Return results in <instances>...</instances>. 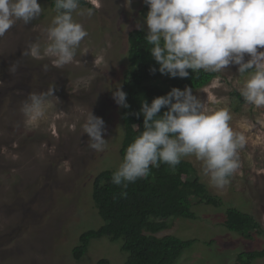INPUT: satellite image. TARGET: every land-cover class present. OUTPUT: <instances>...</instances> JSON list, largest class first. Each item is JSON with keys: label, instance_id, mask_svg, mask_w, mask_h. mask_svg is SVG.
<instances>
[{"label": "rangeland", "instance_id": "1", "mask_svg": "<svg viewBox=\"0 0 264 264\" xmlns=\"http://www.w3.org/2000/svg\"><path fill=\"white\" fill-rule=\"evenodd\" d=\"M38 2L43 11L37 19L17 21L0 37V264H122L126 255L120 242L106 237L94 239L81 259L74 257L73 248L80 233L103 223L92 200L95 177L121 164L123 122L113 92L123 86L129 32L140 25L147 30L140 14L145 3L97 0L99 7L91 16L86 9L92 5L80 4L73 16L88 35L73 62L56 68L49 57L22 55L30 43L42 48L48 43L47 29L56 11L48 1ZM246 79L233 64L193 90L207 110L230 111V125L245 136L246 144L238 151L240 168L223 189L209 184L194 156L183 158L193 163L223 205L194 199L195 218L169 220L170 227L159 235L195 239L174 264H230L238 252L264 247V237L247 238L223 224L227 208L238 206L264 227V107L235 100L234 92L241 91ZM53 85L55 96L47 97L46 116L26 123L21 108L29 93L47 92ZM91 111L105 121L103 152L88 147L89 136L83 133ZM253 264H264V259Z\"/></svg>", "mask_w": 264, "mask_h": 264}, {"label": "clouds", "instance_id": "2", "mask_svg": "<svg viewBox=\"0 0 264 264\" xmlns=\"http://www.w3.org/2000/svg\"><path fill=\"white\" fill-rule=\"evenodd\" d=\"M91 16L99 7L97 0H87ZM149 6L145 18L146 41L159 64V72L172 78H187L190 73L220 72L238 65L240 75H247L240 95L248 104L264 107V0H144ZM56 15L47 29L48 43H30L23 56L51 58L53 67L73 62L81 41L88 35L74 19L80 0H54ZM43 9L38 0H0V37L17 21L25 24L37 19ZM85 10H80L83 15ZM142 28L143 26L140 25ZM246 55L250 57L245 60ZM44 71L48 65H44ZM15 71V67L11 69ZM155 73L156 69L151 70ZM54 85L47 92L29 93L21 111L26 123L46 116L47 97L54 95ZM127 93L117 87L113 99L129 107ZM162 108L167 110L161 111ZM144 117L143 131L127 147L122 163L113 173L112 183L127 188L129 183L147 177L150 167L160 163L175 168L185 157L194 156L202 163V175L209 184L223 189L240 168L238 151L246 144L243 134L230 125L228 109L209 111L189 87H174L166 95L142 102L136 113ZM89 136L88 147L103 152L105 121L88 114L82 125ZM126 191L121 195H126Z\"/></svg>", "mask_w": 264, "mask_h": 264}, {"label": "trees", "instance_id": "3", "mask_svg": "<svg viewBox=\"0 0 264 264\" xmlns=\"http://www.w3.org/2000/svg\"><path fill=\"white\" fill-rule=\"evenodd\" d=\"M52 7L54 0H46ZM81 5H90L80 0ZM149 6L144 4L140 10L146 18ZM147 30L135 28L128 35V67L125 71L122 89L127 93L129 107H121L123 137L120 147L121 163L127 147L143 131L144 117L140 111L142 102L150 104L157 96L166 95L172 88L183 90L200 89L210 84L218 72H193L187 78H172L159 72V64L152 56L145 39ZM155 68L153 73L151 70ZM235 100L244 102L240 92H234ZM167 110L162 108V112ZM117 169L105 168L94 179L92 200L103 220L98 228L86 229L80 233L73 248V255L81 259L88 251L94 239L108 238L120 242V249L126 255L122 264H174L183 251L189 248L195 239H183L174 234L159 235L170 227L171 218L192 219L197 215L193 210V201L221 206L223 200L211 192L209 186L200 179L196 168L189 160L171 167L163 162L159 167H150L147 177L129 183L127 188L112 183L113 173ZM126 191V195H121ZM224 226L247 238L264 237V227L249 211L238 206L228 207ZM264 259V247L238 252L230 264H253ZM99 261V264L107 263Z\"/></svg>", "mask_w": 264, "mask_h": 264}]
</instances>
